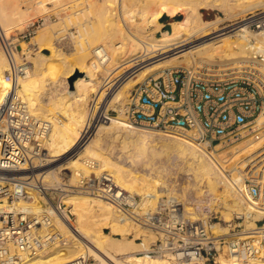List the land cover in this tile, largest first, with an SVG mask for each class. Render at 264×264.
<instances>
[{"label":"bare ground","instance_id":"1","mask_svg":"<svg viewBox=\"0 0 264 264\" xmlns=\"http://www.w3.org/2000/svg\"><path fill=\"white\" fill-rule=\"evenodd\" d=\"M8 1L0 3V31L6 36L12 24L16 25L25 20L21 12L22 8L20 10L21 5L28 3L26 10L36 3L39 8L45 9V2L52 3L57 0ZM83 1H75L73 5ZM201 8L221 11L224 18L216 15L212 20H205ZM257 8H264V0H103L94 12L91 9L87 10L89 16L87 18L89 21L85 20L87 23L78 20L76 16L74 17L76 20L73 21L72 15L66 19V22L74 25L78 32L76 36L70 34L73 44H71L72 48L68 47L67 50L58 47L54 42V39H57L67 27L65 18L64 24L57 28L47 21L45 25L48 26L44 27L39 37L32 41L36 45L37 52L32 57L29 73L18 82L19 92L32 113L42 118L58 116L53 122L46 142L47 162L43 171L37 172L39 182L51 189L52 193L60 186H74L79 175L89 173L83 159L93 158L99 161L101 170H108L113 174L122 188L139 194L141 207L146 210L154 208L156 199L161 197L163 189L167 191V195L178 196L174 183L168 181L167 175L181 170L185 175H193L194 187L199 195L209 193L214 195L219 189L229 185L238 199L249 203L252 210L264 213L263 199L258 201L249 199L243 183L240 182L242 180L238 169L252 158L258 157L260 161L264 160V129H262L264 107L253 126L256 136L260 138L259 135H262L259 141L253 143L252 135L246 139L247 141L244 140L243 144L240 141L241 146L237 147V144L231 148L218 149L219 151L207 150L174 133L154 131L143 126H129L122 119L124 124L136 128V131L115 130L119 133L116 137L119 138L122 152L125 154L119 160L112 159L102 150L101 143L106 129L115 127L117 116H110L105 121L107 125H102L105 122L98 125V129L94 134L92 133V138L80 144V149L78 146L82 132L89 126L88 122L92 115L87 109L90 94L95 93L97 100H100L99 97L105 99L107 97L104 96L107 93L105 91L109 87L112 89L123 76L127 77L128 72L134 73L139 70L136 74L137 78L120 81L121 84L117 89H113L109 105L123 104L131 87L181 61L191 72H198V68L206 65L212 66L214 62H224V64H217V68L214 69L208 67L206 69L219 72L229 68L248 67L249 60L241 59L229 63L226 61L252 57L254 48L251 47L250 31L242 24L232 29L229 28L235 23L222 28L218 26L224 19L234 21ZM180 15L182 17L177 18ZM163 16L172 19L170 29L155 35V32L163 26L160 21ZM225 28L229 30L218 33ZM83 31L86 34L84 37ZM80 35L81 39L76 38ZM99 45H103L106 49L105 61L108 63L93 66V56H90V52ZM44 50H48L49 54L44 53ZM7 67V58L0 48V102L9 86L4 79ZM75 68L78 72L73 87L69 81L65 82L64 86L71 93L59 92L61 91L59 84H56L54 89L55 83L61 80L62 84L65 81L62 79L70 78ZM52 91L54 94L51 93ZM122 107L118 106L117 110L120 111ZM153 142L159 146L155 151L157 157L162 155L166 157L167 164L163 168L165 174L154 171L152 165L144 172L137 173L132 170V166L138 165V162L145 158ZM73 150L76 152L70 155ZM68 154L70 156L66 161L57 163ZM125 163H129V166L124 165ZM237 163L241 164L237 166ZM64 169H69L72 173L67 180L73 183L62 181L59 174ZM65 190L67 192L62 198L68 204L70 214L74 215V221L69 214H66L64 219H57L56 223L67 237V243L50 246L21 264H66L88 256L96 261L95 264H169L167 257L148 255L146 252L150 243L157 237L153 230L138 224L132 217L122 215L113 205L96 196ZM214 196V202L219 200L220 204L227 199L226 194ZM41 202V199H38L37 204L40 205ZM253 203H256L255 206H252ZM187 207L186 211L189 210ZM232 213L235 216H242L243 219L247 216L245 213L233 210ZM254 222L251 219L249 232H252L250 230L260 232L258 228L261 226ZM106 225L110 230H104ZM212 228L214 232L230 234L226 227L212 224ZM132 231L134 237L137 236L142 241H135L133 237H129L128 234ZM116 255H121L122 258L118 259ZM217 264H264V260L258 258L243 261L223 251Z\"/></svg>","mask_w":264,"mask_h":264},{"label":"built area","instance_id":"2","mask_svg":"<svg viewBox=\"0 0 264 264\" xmlns=\"http://www.w3.org/2000/svg\"><path fill=\"white\" fill-rule=\"evenodd\" d=\"M78 11L72 14L78 15ZM47 21L49 16L31 20L12 37L30 38ZM231 23L235 24L229 29L242 24L251 33L254 54L248 67L219 72L164 68L131 88L121 110L110 108L111 112L120 114L129 126L174 133L207 150L217 151L250 135L264 107V8ZM72 33L78 35L77 28L70 24L57 37L56 44H73ZM15 39L0 33V47L8 62L4 79L9 83L0 102V264H21L50 246L67 243L56 223L66 214L72 215L62 198L65 189L96 196L153 230L157 237L146 252L167 257L169 264H217L223 251L243 261L264 260V224L258 228L260 233L214 232L215 217L191 218L183 202L170 195L159 197L153 209L145 210L141 197L122 188L113 174L101 170L99 161L93 158L83 159L90 170L87 175H79L74 186H60L51 195L52 190L39 182L37 172L45 167L47 138L58 116H37L22 98L18 82L27 77L30 63L25 58L14 59L18 52ZM91 53L93 66L106 63L103 45ZM109 118L108 110L91 117L79 144ZM238 169L249 198L264 201V160L252 158ZM38 199L42 201L40 205ZM66 264L91 262L89 257H81Z\"/></svg>","mask_w":264,"mask_h":264},{"label":"rangeland","instance_id":"3","mask_svg":"<svg viewBox=\"0 0 264 264\" xmlns=\"http://www.w3.org/2000/svg\"><path fill=\"white\" fill-rule=\"evenodd\" d=\"M75 1L77 2L79 0H57L56 2L54 1L55 3L54 2H52V3L51 2H45V4H44L45 5L44 6L45 9L39 8L36 3H34V5H32V7L28 8L26 10H25V8L27 7L26 5H29V4L27 3V4H24V5H21L20 6V10L22 8L21 12L23 13L22 15L25 16V20L23 22H21V23L16 24V25L12 24V26H11L12 29L11 28L8 29L7 37L15 39V37H12V35H18L19 32H21V31H23L25 29L26 25L31 20H35V19H37L39 17H42V16H49V21H50L51 24L56 26L55 28L61 27L64 24L63 19L65 18V22H66L67 17L70 16V15H72L73 21L76 20L74 18L76 16V18H78V20H81V21H84L85 23H87L86 21H89V19H87L89 17L88 14H87V10L91 9V11L94 12L95 9H98L100 7V4H101V2L103 0H84L83 3L75 5L76 7L73 5L74 3H76ZM2 2L5 3V0L4 1L3 0L0 1V3H2ZM71 5H73V6H71ZM63 7H66V8H63ZM75 10H79L78 11L79 14L74 16L72 14V12H74ZM201 10L205 14V16L202 15L203 18L204 17L206 18V19L204 18L205 20H212V19L215 18L216 15H219L221 18H224V14H222L221 11L212 10V9H205V8H201L200 11ZM82 15H83V17H82ZM86 15H87V17H86ZM181 17H182V15L178 16L177 18H181ZM171 20L172 19L169 18L168 16H163L160 19V21H163L164 25L157 32H155V35H160L163 30H169L170 29ZM232 21L233 20L224 19L219 24L218 28H222V27L230 24ZM66 23H68V22H66ZM66 25H67V27H65V28H70V24H66ZM46 26H48V25H44L41 28H39L37 30V32L34 35H32L30 38H26V39L18 38V40H16V39L14 40L16 45H17V50H18V52L15 54L16 60L22 61V60H24L23 58H25L30 63V67L32 66V62H31L32 61V57H34L36 55L35 52H37L36 45H34L32 41L39 37L40 33L43 32L42 29H44V27H46ZM227 30H229V29L225 28V29L219 30L218 33L224 32V31H227ZM85 35L86 34H84V31H83L82 32V36L84 37ZM82 36L80 35L79 37L77 36L76 38L81 39ZM55 39H54V42L56 43ZM22 43L25 45V49H24V45L22 46ZM57 45H58V47L63 48L65 50H67L68 47L72 48V46L70 44H68V45L67 44H57ZM76 50H79V49H76ZM71 51H72V49H71ZM43 52L46 53V54H49L48 50H44ZM91 52H90V56L92 57V53ZM241 59L249 60L248 58H239V59H232V60H229V61H226V62L229 63V62H233V61H237V60H241ZM181 62L179 64H177V65L175 64V66H172V67L173 68L188 69L186 67L187 65L183 61H181ZM72 63L75 64L74 62H72ZM107 63L105 65H107ZM217 64H224V62H214L212 64V66L211 65L210 66L206 65V67L214 69V68H217V66H216ZM206 67L204 66L203 68H198V70H203V72H213V71L207 70ZM138 71H136L134 73L128 72L129 75L127 73V77L125 75L122 78H120L118 84L115 85L116 87L114 86L112 89L109 87L105 91V92H107L106 94H104V96L105 95L107 96V97H105V99H103V97H99L100 100H97L95 93H91L90 94V99L87 102V109L92 112L91 117H93L95 114L105 113L106 110H108L110 116H116L114 111L111 112L110 108H113V109L117 110L118 106H123V104L125 103L126 100L124 101L123 104H117L116 103V104H114V106L109 105V101L111 100V98L113 96L112 95L113 94L112 93L113 89H115V88L117 89V87L125 79H128V78H130V79L134 78L135 79V78H137L136 74L138 73ZM77 72H78V69L75 68L74 69V74L72 75V76L75 77L72 80V84H71L72 87H73V81L77 78ZM62 80H65V81L62 82V84L60 83L61 80L55 83L54 89L56 88V84H59V88H61V91H59V92L63 91V92H66V93L70 94L71 92L66 87H64L65 86V82H68L69 78L68 79H62ZM133 87H131V88H133ZM131 88L129 89V92H127L126 99H127L128 95L130 93ZM59 92H57V93H59ZM51 93H53V91ZM116 118H118V119L115 120V122H114L115 123V125H114L115 127L114 128H107L106 131H105V134L102 135L101 148H102L103 151H106V153H108L109 156L112 157V159L119 160L120 157H122L125 153L122 152V150H123L122 149V145H120L121 143H119L120 142L119 138L116 137V136L119 135V133H116L115 130H119V129L122 130L123 129L125 131L134 132V131H136V128L129 127L126 124H124V122L122 121L121 116H117ZM110 121H111V119H110ZM107 124H108L107 122L102 123V125H107ZM97 129L98 128H96V130ZM262 129H264V127ZM96 130H94L93 134L95 133ZM252 135H253V138H254L253 139V143H256V141H259L261 139V137H262V135L261 136L259 135L260 138H258V136H256L255 132H252V133H250V135L246 136L245 138H243L241 140L242 144H243L244 140L247 141L246 139L251 137ZM90 137L92 138V135ZM91 138H89L88 140H90ZM241 142H238L236 144L228 146V148H231V147H233V146H235L237 144H238L237 147L241 146L242 144L241 145L239 144ZM244 144H246V143H244ZM154 145H155V147H154ZM78 146H79V149H80V144ZM158 147L159 146L158 145L156 146V143L153 142L151 144V146L149 147L147 155L141 161L142 163L138 162L139 164L138 165L135 164L134 166L131 167V169L136 171L137 173H139V172H144V170L146 171L147 168H149L152 165L151 167H152V169H154V171L159 172L161 174H162V172L164 173L165 169H163V168L166 167L165 165L167 164L166 163L167 161H166V157L164 155H162L161 157H157V155L155 154V151H156V149ZM237 147H236V150H237ZM153 149H155V150H153ZM74 151L76 152V150H73L70 153V155L75 153ZM70 155L68 154L65 157L61 158L59 161H57V163H63L64 161H66V159H68V157ZM153 156H155V157H153ZM158 158H160V159H158ZM125 161H126V158H125ZM243 161H245V160H243ZM243 161H241V163ZM128 164L129 163H125L124 165L129 166ZM240 164L237 163V166L240 165ZM41 170H39V171L41 172ZM178 171H176V172L174 171V173L172 172V174H168V175L166 174L167 175V179H168L169 182L174 183L173 185L175 186V189H176L177 194H178L177 197L179 198V200H181L183 202L184 208H186V206L189 207V208L187 207L189 210L186 211V212L189 213L190 217L196 218L197 216H200V215L201 216H211L212 218L215 217L213 219L214 222L212 224H217V225H219L221 227H226L229 230L230 234L233 233V232H238V233H242L244 231H248L249 232V228H250L249 223L251 222V219L254 222L255 220H259L258 218L261 219L262 217H264V215H263L264 213L263 212L252 210V208H251L249 203H244L242 201L243 199H238L239 197L236 196V194L232 191V189H231V187L229 185H226L225 187L219 189L218 193L214 194V195H220V196H222V194H226L227 195V199L223 200L222 203L220 204L219 200L214 202V197L215 196L213 194H211V193H209L207 195L206 194L205 195H199V193L196 191V189L194 187L195 178L192 177L193 175H191V174L190 175H187V174L185 175V172H183L181 170H178ZM89 172H90V170H89ZM71 174L72 173L70 172L69 169H64V170H62L60 172L59 176L61 177L62 181H68L69 182V180H67V179H68V177ZM166 175H165V177H166ZM69 183H73V182H69ZM132 193L137 194L136 192H132ZM161 194H162L161 196H165L168 193H167L166 190L163 189ZM51 195H53V193H51ZM137 195H139V194H137ZM255 204L256 203H253L252 206H255ZM260 205H261V203H260ZM67 206H68V204H67ZM232 210L236 211V212H239V213H245L247 216L244 219L237 220V219H235L234 213L231 214ZM260 213H261V215H260ZM70 217H71L72 221H74V215L72 214ZM263 224H264V218L261 221H259L256 225L262 226ZM108 227L109 226L106 225V228L104 230L105 231L110 230V228H108ZM250 231L256 232V233L259 232L257 230H254V231L250 230ZM118 236L119 235H117V237ZM128 236L129 237H133V239L135 241H142L139 237H137V236L134 237V232L133 231L130 232L128 234ZM88 257H89V261L91 262V264H95L96 261L91 256H88ZM116 257H118V259L122 258L121 255H118V256L116 255Z\"/></svg>","mask_w":264,"mask_h":264},{"label":"water","instance_id":"4","mask_svg":"<svg viewBox=\"0 0 264 264\" xmlns=\"http://www.w3.org/2000/svg\"><path fill=\"white\" fill-rule=\"evenodd\" d=\"M75 77L74 76H72L71 78H69V84L71 85L72 84V80L74 79Z\"/></svg>","mask_w":264,"mask_h":264},{"label":"trees","instance_id":"5","mask_svg":"<svg viewBox=\"0 0 264 264\" xmlns=\"http://www.w3.org/2000/svg\"><path fill=\"white\" fill-rule=\"evenodd\" d=\"M201 12H202V10H201ZM202 14H203V16H205V14L202 12ZM205 18V17H204ZM206 19V18H205Z\"/></svg>","mask_w":264,"mask_h":264},{"label":"crops","instance_id":"6","mask_svg":"<svg viewBox=\"0 0 264 264\" xmlns=\"http://www.w3.org/2000/svg\"><path fill=\"white\" fill-rule=\"evenodd\" d=\"M161 23L164 25L163 21H161Z\"/></svg>","mask_w":264,"mask_h":264}]
</instances>
